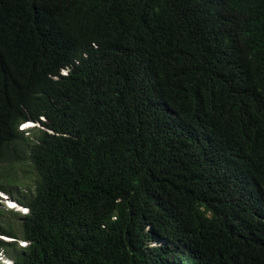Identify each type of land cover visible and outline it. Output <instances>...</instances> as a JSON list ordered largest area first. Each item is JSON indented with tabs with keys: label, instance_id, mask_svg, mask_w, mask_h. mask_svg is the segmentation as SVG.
I'll return each mask as SVG.
<instances>
[{
	"label": "trees",
	"instance_id": "16d2710c",
	"mask_svg": "<svg viewBox=\"0 0 264 264\" xmlns=\"http://www.w3.org/2000/svg\"><path fill=\"white\" fill-rule=\"evenodd\" d=\"M18 143L13 263L264 264V0H0Z\"/></svg>",
	"mask_w": 264,
	"mask_h": 264
},
{
	"label": "rangeland",
	"instance_id": "374dc122",
	"mask_svg": "<svg viewBox=\"0 0 264 264\" xmlns=\"http://www.w3.org/2000/svg\"><path fill=\"white\" fill-rule=\"evenodd\" d=\"M30 130L24 131V136H30ZM27 156V147L21 143L13 146L10 145L8 150L0 156V184H10L11 189H23L24 185L30 181V176H28L25 166V157ZM2 186V185H0ZM11 194L15 196L17 193L10 190ZM3 192V191H2ZM5 193V192H3ZM16 215L12 214L11 211L5 210L0 207V218L3 219L2 222L6 220H11L12 225H16L18 222L15 219ZM3 257L2 255H0ZM4 258V257H3ZM1 264V263H0Z\"/></svg>",
	"mask_w": 264,
	"mask_h": 264
},
{
	"label": "clouds",
	"instance_id": "9594fccd",
	"mask_svg": "<svg viewBox=\"0 0 264 264\" xmlns=\"http://www.w3.org/2000/svg\"><path fill=\"white\" fill-rule=\"evenodd\" d=\"M59 72L62 73V74H65L66 73V69L61 68L59 70ZM51 77L52 78H56V76H51ZM39 120L43 121L44 119H43L42 116H39ZM29 121L30 122H28V120H24V121L18 122L16 124V129L17 130H21L24 133V131L30 130L32 128L42 127L38 120H29ZM7 150H8V148L5 150V152ZM2 191L5 192V193H3ZM0 207L5 209V210L11 211L12 214H13V212H18V213H22V214L27 212V208L22 206V205H20L16 201V198H15V196H13L11 194V191H7V190L1 189V188H0ZM0 220H1V223H4V222H2L3 219L0 218ZM0 239H2L3 241H7V242H15L16 245H18L20 247H25L28 244V241L25 240V239L16 238V237H12V236H9V235H6V234H1V233H0ZM0 255H2L4 257L3 258V257L0 256V263L1 264H16V263H13L12 260L10 258H8L3 253V251L1 249H0Z\"/></svg>",
	"mask_w": 264,
	"mask_h": 264
}]
</instances>
